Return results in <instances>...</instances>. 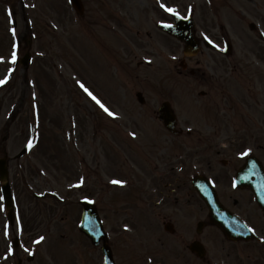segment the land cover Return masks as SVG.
Segmentation results:
<instances>
[{
  "label": "rangeland",
  "instance_id": "obj_1",
  "mask_svg": "<svg viewBox=\"0 0 264 264\" xmlns=\"http://www.w3.org/2000/svg\"><path fill=\"white\" fill-rule=\"evenodd\" d=\"M77 1L82 14L69 0H0V158H7L16 212L11 225L0 190V264H103L101 250L78 228L83 197L99 203L118 252L139 246L131 237L141 230L144 191L119 188L125 183L114 181H125L123 154L136 162L133 178L126 182L131 185L142 170L151 172L150 166L142 168L147 154L141 150L151 148L156 155L169 145L164 136L171 135L158 120V108L164 99L174 106L168 76L181 44L156 26L172 20L168 8L183 15L194 9L197 30L204 36L227 32L236 52L230 60H239L255 44L256 55L264 60V0ZM203 51L199 58L209 59L210 50ZM27 53L31 59L24 65L20 60ZM137 92L143 93L144 104ZM101 103L117 115H109ZM193 111L191 107L188 118ZM189 139L182 137L181 148H190ZM183 185L187 202L193 196ZM197 206L198 213V200ZM145 213V226L154 228L151 247L160 242L155 233L162 236L163 219L148 207ZM172 221L190 223L183 216ZM134 228L135 236L123 235ZM203 233L229 244L220 234L210 236L212 227ZM164 238L173 243V236ZM117 262L125 264L122 256Z\"/></svg>",
  "mask_w": 264,
  "mask_h": 264
},
{
  "label": "flooded vegetation",
  "instance_id": "obj_2",
  "mask_svg": "<svg viewBox=\"0 0 264 264\" xmlns=\"http://www.w3.org/2000/svg\"><path fill=\"white\" fill-rule=\"evenodd\" d=\"M210 45L208 48L214 51H210L209 59L199 58L201 48L198 55L179 57L175 66L173 98L179 111L177 121L181 128L190 125L188 134L192 140L187 152L173 156V163L187 161L192 177L206 176L218 191L221 203L235 213L239 221H244L259 239L227 240L229 244H223L219 237H214L216 244H208L212 239L204 235V229L212 227L215 230L210 236L220 234L223 237V234L213 225L207 204L193 187L189 188L193 197L187 202L184 196L178 197L175 189L184 182L168 171L162 178L165 189L160 187L156 196L148 193L143 201L145 216L149 214L145 213L148 207L154 217L163 219L159 228L162 236L159 237V231L155 233L159 244L147 247L152 243L149 237L154 232L150 229L154 228L148 225L143 229L144 254L153 257L156 264H264V208L259 202V199L264 202V178L260 173L252 176L254 192L247 185L235 184L236 172L248 157L258 159L264 167V75L261 72H229L228 63L218 47ZM245 52L250 58H256L257 44L247 47ZM239 69L236 67L235 71ZM191 107L194 108L192 119L187 117L189 111H186ZM249 149L247 155H242ZM190 182L192 185V179ZM197 200L201 203L198 213ZM181 216L190 223L173 224L172 217L180 222ZM168 235L173 236V243L168 242L170 238H164ZM194 241L199 242L195 252L190 248Z\"/></svg>",
  "mask_w": 264,
  "mask_h": 264
},
{
  "label": "water",
  "instance_id": "obj_3",
  "mask_svg": "<svg viewBox=\"0 0 264 264\" xmlns=\"http://www.w3.org/2000/svg\"><path fill=\"white\" fill-rule=\"evenodd\" d=\"M74 4L76 5V7L79 8V5H78L77 0H74ZM168 29H169V30H168L169 32L176 34L177 36H179V37L185 39L186 41H190L189 37L186 36L184 33H181V32H178V31H175V30H173V28H168ZM190 30H191V26H190ZM0 170H1V178H2L4 181H6V177H7V168H6V165H5V163H4L3 160L0 162ZM5 188H6V194H7L8 197H9V201H8V203H9V202H10L9 188H8V186H5ZM9 205H10V203H9ZM88 211H89V213H88V215H87V216H88V219L93 220L94 222L97 221V219H96V218H97L96 211H95L94 209H91V208L88 209ZM95 219H96V220H95ZM99 231H102V226H101L100 223L97 222V229H96V232H97V233L94 234V236L92 237L93 239H95L96 237L99 236ZM86 233H88L89 235H93V233H91V232L89 233L88 230H87ZM101 233H102V232H101ZM93 242H95V241H93ZM104 250H105V252H106V254H107L108 256H111V255H110V252H109L108 249L104 248Z\"/></svg>",
  "mask_w": 264,
  "mask_h": 264
},
{
  "label": "snow or ice",
  "instance_id": "obj_4",
  "mask_svg": "<svg viewBox=\"0 0 264 264\" xmlns=\"http://www.w3.org/2000/svg\"><path fill=\"white\" fill-rule=\"evenodd\" d=\"M169 12H174L175 11V9H173V8H168L167 9ZM179 13H177V15H178ZM0 59H2V58H0ZM12 59L13 60H15L16 59V56H15V53H13V56H12ZM4 81H0V83H3ZM82 87H83V85H82ZM85 91H88L87 89H85ZM89 95H91L92 96V98L94 99V100H97V103H100V101L91 93V92H89ZM101 107H103L104 108V110L106 111V112H108L109 113V115H112V116H115V115H117L116 113H114V112H111L105 105H103L102 103H101ZM132 135L133 136H135L136 135V133L135 132H133L132 133ZM251 150L249 149V150H247V152H245V153H242V155H247L248 154V152H250ZM82 182V181H81ZM114 183H118V184H123V183H125V181H114ZM125 227L127 228L128 226L127 225H125ZM40 240H43L44 239V237H40L39 238Z\"/></svg>",
  "mask_w": 264,
  "mask_h": 264
}]
</instances>
